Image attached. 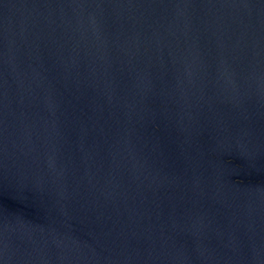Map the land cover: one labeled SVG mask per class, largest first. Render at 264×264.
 I'll return each mask as SVG.
<instances>
[{"label": "water", "instance_id": "water-1", "mask_svg": "<svg viewBox=\"0 0 264 264\" xmlns=\"http://www.w3.org/2000/svg\"><path fill=\"white\" fill-rule=\"evenodd\" d=\"M0 264H264V0H0Z\"/></svg>", "mask_w": 264, "mask_h": 264}]
</instances>
